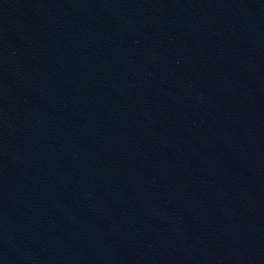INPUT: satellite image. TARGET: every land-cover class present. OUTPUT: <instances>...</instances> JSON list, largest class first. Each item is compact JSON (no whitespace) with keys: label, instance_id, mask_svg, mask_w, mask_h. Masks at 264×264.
<instances>
[{"label":"water","instance_id":"obj_1","mask_svg":"<svg viewBox=\"0 0 264 264\" xmlns=\"http://www.w3.org/2000/svg\"><path fill=\"white\" fill-rule=\"evenodd\" d=\"M0 264H264V0H0Z\"/></svg>","mask_w":264,"mask_h":264}]
</instances>
